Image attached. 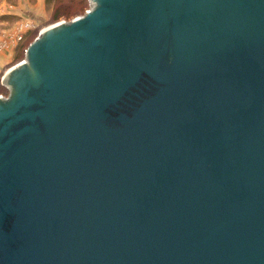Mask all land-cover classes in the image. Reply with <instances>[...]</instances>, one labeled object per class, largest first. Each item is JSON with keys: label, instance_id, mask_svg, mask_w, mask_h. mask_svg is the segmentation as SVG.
<instances>
[{"label": "water", "instance_id": "water-1", "mask_svg": "<svg viewBox=\"0 0 264 264\" xmlns=\"http://www.w3.org/2000/svg\"><path fill=\"white\" fill-rule=\"evenodd\" d=\"M89 3L3 76L0 264H264V0Z\"/></svg>", "mask_w": 264, "mask_h": 264}, {"label": "rangeland", "instance_id": "rangeland-1", "mask_svg": "<svg viewBox=\"0 0 264 264\" xmlns=\"http://www.w3.org/2000/svg\"><path fill=\"white\" fill-rule=\"evenodd\" d=\"M57 6H60V11H62L64 15L58 18L57 20H53L52 15ZM44 8H45V14L42 16L39 22H34L31 20L28 21L23 20V22L19 23V21H21L19 20L17 22V25L15 24L14 28L10 29L11 27H9L5 29V30H10L11 33L9 36L5 35L0 39V54L4 52L7 53L10 51H14L15 52V55L13 56L14 60L16 59L17 56L20 57V60L24 59L26 48L35 39V37L38 35L39 31L42 28L51 25L55 22L70 21L74 17L84 15L85 12L90 9V3L89 0H44ZM65 13L67 15H65ZM18 36H20L21 38L18 39ZM3 40L7 41L6 44H3L4 43ZM14 60H12V62L8 61L7 63H6V59L0 60V95L1 96H7L9 92H11L12 95H14V84H12L13 82H8L7 79L6 82L5 79H3L6 70L12 65L20 62V60H17L16 62H14ZM2 65H4V67L1 69ZM27 68L31 78H36L32 64H28Z\"/></svg>", "mask_w": 264, "mask_h": 264}, {"label": "crops", "instance_id": "crops-1", "mask_svg": "<svg viewBox=\"0 0 264 264\" xmlns=\"http://www.w3.org/2000/svg\"><path fill=\"white\" fill-rule=\"evenodd\" d=\"M44 14V0H0V39L5 35L9 36L11 31L5 29L14 28L19 20H21L19 23L23 20L39 22ZM14 55V51L1 53L0 60L6 59V63L12 62Z\"/></svg>", "mask_w": 264, "mask_h": 264}, {"label": "trees", "instance_id": "trees-1", "mask_svg": "<svg viewBox=\"0 0 264 264\" xmlns=\"http://www.w3.org/2000/svg\"><path fill=\"white\" fill-rule=\"evenodd\" d=\"M63 15H64V13L62 11H60V6H57L53 12L52 19L57 20L58 18H60ZM65 15H67V14L65 13ZM17 60H20V57L17 56L16 59L14 60V62H16Z\"/></svg>", "mask_w": 264, "mask_h": 264}, {"label": "built area", "instance_id": "built-area-1", "mask_svg": "<svg viewBox=\"0 0 264 264\" xmlns=\"http://www.w3.org/2000/svg\"><path fill=\"white\" fill-rule=\"evenodd\" d=\"M28 26H29V25H28ZM29 27H30V26H29ZM20 38H21V37H20V36H18V39H20ZM3 41H4V40H3ZM6 42H7V41H4V43H3V44H6ZM3 44H2V45H3Z\"/></svg>", "mask_w": 264, "mask_h": 264}]
</instances>
